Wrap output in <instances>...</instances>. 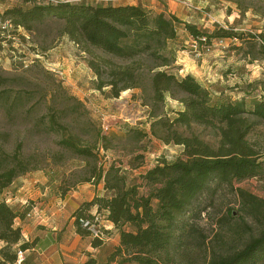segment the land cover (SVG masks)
Returning <instances> with one entry per match:
<instances>
[{"label":"trees","instance_id":"obj_1","mask_svg":"<svg viewBox=\"0 0 264 264\" xmlns=\"http://www.w3.org/2000/svg\"><path fill=\"white\" fill-rule=\"evenodd\" d=\"M4 16L13 27L26 31L31 30L32 22L46 17L63 20V34L89 57L86 63L95 76L93 88L99 92L109 88L111 98L141 88L142 58L148 57L154 63L147 79L152 104L150 136L165 145L182 146V153L171 163L159 161L139 176L140 183H127L122 167L115 164L104 172L93 168L87 182H102L105 195L75 211L74 228L81 237L91 239L92 247H100L108 231L100 229L102 237L91 238L83 223L97 225L95 219L105 213V221L112 224L119 240L104 264H264V199L242 189L233 191L241 225L230 228L231 236L225 243H206V237L195 234L193 223L201 215L200 197L213 186L233 187L242 180L264 178V155L248 140L264 124V99H255L250 107L244 102L214 99L191 75L173 73L174 59L166 53L169 42L177 36L175 15L154 14L139 6H85L48 0L25 10L10 8ZM183 27L190 37L206 45L212 39L240 38L222 28L208 36L195 26ZM167 96L182 107L173 112L172 118L159 113ZM68 100L82 105L75 97L69 96ZM42 123L60 135L58 145L63 149L76 156H92V148L80 145L79 136L72 134L54 114H50L47 123L42 119ZM146 136L135 134L138 139ZM207 137L215 144L206 141ZM97 140L107 150V139ZM26 162L21 148L12 154L0 150V195L17 179L39 171L37 167L30 169ZM60 191L62 195L68 192L61 188ZM92 208H96V215L90 214ZM234 214L229 211L225 215L223 226L227 229L229 222L236 219ZM26 216L25 210L17 212L0 200V264H17L19 254L23 257L34 246L35 241H24L21 229L15 225L16 219ZM191 244L198 250L197 255L190 249ZM96 263L89 258L83 264Z\"/></svg>","mask_w":264,"mask_h":264},{"label":"rangeland","instance_id":"obj_2","mask_svg":"<svg viewBox=\"0 0 264 264\" xmlns=\"http://www.w3.org/2000/svg\"><path fill=\"white\" fill-rule=\"evenodd\" d=\"M47 1L0 0V150L12 154L21 148L28 167L41 171L39 175L48 182L49 191L55 188L58 192L60 188L71 191L78 187L82 199L92 193L96 179L89 182L87 179H91L93 168L104 172L115 164L122 167L127 183H140L139 176L159 161L171 163L181 157L182 146L165 145L150 136L152 104L147 79L149 68L154 65L151 59H141L144 68L139 73L140 89L127 90L118 98H111L109 88L100 92L93 88L95 76L86 63L89 57L63 34V20L46 17L32 22L31 30L26 31L13 27L4 16L10 8L25 10L32 4ZM53 1L85 6L102 3L101 0ZM112 1L109 4L136 2L154 14L159 10L175 14L177 36L169 42L166 53L174 59L173 73L181 77L185 73L196 75L197 81L214 99L244 102L247 107L255 99H264V0H241L240 3L235 0ZM6 22L8 26L3 29ZM184 24L195 26L208 36L222 28L240 38H225L223 46L216 45L217 39H212L209 45L201 44L184 30ZM200 72L202 75H198ZM69 96L82 105L69 101ZM181 109L178 102L167 96L159 113L172 118L173 112ZM50 114L79 136L80 145L92 148L91 157L76 156L58 145L60 135L50 132L42 123V119L47 123ZM136 133L147 136L138 139ZM98 137L107 139V150L102 148ZM205 140L215 144L211 137ZM248 140L264 155V124L259 125ZM237 188L264 199V178L242 180L233 187L213 186L208 194L200 197L201 215L193 220L195 234L206 237V243L227 242L230 228L234 230L241 225L233 192ZM229 211L235 213L236 219L229 222L227 229L223 221ZM28 217L35 216L29 213ZM97 224L107 232L102 216H97ZM191 246L193 254L197 255L195 245Z\"/></svg>","mask_w":264,"mask_h":264},{"label":"crops","instance_id":"obj_3","mask_svg":"<svg viewBox=\"0 0 264 264\" xmlns=\"http://www.w3.org/2000/svg\"><path fill=\"white\" fill-rule=\"evenodd\" d=\"M118 5L138 6L136 2ZM159 12L165 15H175L168 10H159ZM185 74L198 80L196 75ZM198 75H202L201 72ZM40 172L37 171L28 177L17 179L19 181L14 182L15 184L13 183L0 195V197L8 195L7 198L0 200H4L13 210L17 212L25 210L26 214L32 213L35 216L15 220V225L21 229L24 241L31 243L35 241L34 246L23 253L24 260L20 264H83L89 258H93L96 264L106 263L119 240L118 233L113 229L112 224L105 221L108 236L100 247L94 248L90 238L77 234L73 218V214L82 204L105 195L103 183L92 184L90 197L82 199L78 187L63 195L55 187L56 190L49 191L50 186L46 179L39 175ZM32 179H41V181L37 182ZM90 214L96 215V208H92ZM99 216L105 219L104 212H101Z\"/></svg>","mask_w":264,"mask_h":264},{"label":"built area","instance_id":"obj_4","mask_svg":"<svg viewBox=\"0 0 264 264\" xmlns=\"http://www.w3.org/2000/svg\"><path fill=\"white\" fill-rule=\"evenodd\" d=\"M105 3V4H109V3H112L113 1L112 0H101L100 3ZM8 22L4 23V25L2 26V28L4 29L5 26H8L7 25ZM216 45L217 46H223L224 45V40L223 39H217L216 40ZM108 128H105V130H107ZM29 215V214H28ZM95 223H97V219H95ZM83 226L86 227L88 229L90 233V236L91 238H101L102 237V232L100 230V227L98 226V224H91L89 222H84L83 223ZM23 260V257H22V254L20 253L19 256H18V261H17V264H20Z\"/></svg>","mask_w":264,"mask_h":264}]
</instances>
